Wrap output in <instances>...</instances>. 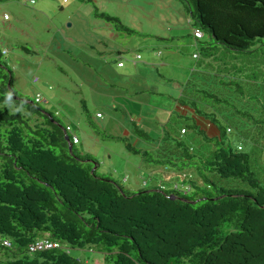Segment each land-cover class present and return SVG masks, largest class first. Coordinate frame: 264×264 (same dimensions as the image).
<instances>
[{"label": "trees", "instance_id": "obj_1", "mask_svg": "<svg viewBox=\"0 0 264 264\" xmlns=\"http://www.w3.org/2000/svg\"><path fill=\"white\" fill-rule=\"evenodd\" d=\"M185 2L202 30L196 29L216 43L251 54L257 40L264 47V0ZM95 15L116 31L136 33L116 16ZM10 73L0 52V236L11 243L0 245L6 255L0 264H91L71 252L85 247L101 254L102 264H264V119L218 106L217 97L214 110L195 106L194 114L216 134L208 136L187 119L163 128L153 148L175 151L167 155L178 172L163 189L126 193L91 171L89 154L76 152L73 143L69 149L66 126L52 111L16 97L7 85ZM87 122L94 127L88 116ZM130 123V133L152 139ZM188 130L193 142L184 138ZM105 136L120 139L131 152L148 153L124 136ZM44 238L60 247L28 251Z\"/></svg>", "mask_w": 264, "mask_h": 264}, {"label": "rangeland", "instance_id": "obj_2", "mask_svg": "<svg viewBox=\"0 0 264 264\" xmlns=\"http://www.w3.org/2000/svg\"><path fill=\"white\" fill-rule=\"evenodd\" d=\"M185 3V0H0L1 60L11 70L7 85L11 78V90L25 102H34L39 93L42 99L37 104L41 109L52 111L62 125L70 126L69 134L79 138L74 150L91 156V171L116 181L126 193L163 189L178 172L169 166L167 155L175 151L165 149L166 146L153 148L160 143L163 128L185 123L174 112L169 97L178 94L172 80L177 67L175 64L155 69L153 63L160 57L166 61L168 55L173 59L167 62L176 63L182 42H193L194 29H201L188 17ZM96 10L116 16L136 33L116 31L112 23L96 17ZM204 33L207 37V32ZM155 34L163 35L165 41ZM163 42L169 46H160ZM258 46L255 54L239 59L240 77L234 73L219 74L217 67L215 71L212 67L207 71L197 87L213 96L204 97L201 92L197 109L208 112L221 105L231 112L239 110L250 118L264 119V47ZM157 50L161 51L159 55ZM189 52L203 56L196 48H190ZM137 54L140 59H136ZM119 59L123 67L117 66ZM213 97L218 98V106ZM132 101L145 103L142 107L147 111L146 117L137 125L151 140L138 138L129 131L132 124L126 110ZM98 111L103 113L102 118H96ZM35 116H30L34 122ZM87 116L94 127L88 124ZM126 129L129 134H125ZM105 133L124 136L135 149L148 153L143 156L141 152H131L120 139L107 137ZM193 135L188 130L184 138L193 142ZM71 252L91 264H102V255L91 248ZM3 256L6 257L5 252L0 250V257Z\"/></svg>", "mask_w": 264, "mask_h": 264}, {"label": "crops", "instance_id": "obj_3", "mask_svg": "<svg viewBox=\"0 0 264 264\" xmlns=\"http://www.w3.org/2000/svg\"><path fill=\"white\" fill-rule=\"evenodd\" d=\"M108 34L112 35V33H108ZM155 36L158 37V39H160L161 41H165L164 40L165 37H163V35L155 34ZM192 37H193V42H189V41L182 42L181 45L183 49L177 53V56L174 61L176 63H168L167 61L171 62L170 58L173 59L172 55H168L166 56V61L162 57H160L159 61L156 63H153V65L156 64L155 69H158L159 67L162 68L168 65L172 67L173 65L176 64L177 69H176V72H174V74H176V77L174 79L172 78V80H174L176 83V92L178 94L175 97H173L172 95H169V97L172 98L173 100L174 112L181 119L195 121L197 124H200L206 130V133L208 136H213L214 134H216L215 127L211 123H209L207 119L203 117H199L194 114L195 113L194 107L198 103L197 99L200 98V95L202 93H204L203 90L197 87V82L198 81L200 82L202 79L205 78V76L207 75V71L211 69V67L213 69L217 67L216 72L222 75L232 74V70H234L233 66L234 65L237 66L238 62H240L239 59L243 55H247L251 53L235 51L233 49H229L223 46L222 44H218L213 40L212 36L208 33H207V37H205L204 32H202V36L200 38H195L194 36ZM260 43H261V40H257L256 44L253 45L252 48L254 47L257 48V46L260 45ZM160 46L165 47L169 45L168 43L163 42V45H160ZM219 46L221 47V49H219ZM190 48L192 49L196 48V50L199 49V51L203 53V56L200 57V54H197L196 52L190 53L189 52ZM116 51H117V56H120V51L118 50ZM160 52H161L160 50H157L156 54L159 55ZM220 52H224L223 53L224 55L221 54ZM137 55H136V59H140V55L138 58H137ZM216 57L218 59H216ZM227 59H228V63L227 62L225 63ZM234 61L236 62V64L233 63ZM117 62H122V66H118V63H117L118 67L124 66L122 60L119 59ZM227 67L229 68L226 70ZM158 75L160 77H164L161 73H158ZM140 91L142 92L143 90H140ZM185 97L186 98L188 97L191 99L189 101H186ZM143 104L145 103L132 101V106H129L126 110L127 114L130 117V121L135 123L136 125L137 123L142 122L143 118L146 117L145 114L147 111L143 109L142 107ZM147 105L149 104L147 103L146 106ZM138 107L140 109L137 112L136 109H138ZM133 112H135L136 114H133ZM97 113H101V111H98ZM97 113H95V116ZM102 116H103V113H101V117L96 116V118H102ZM161 125L163 124L161 123ZM125 134H129L128 129L125 130ZM125 136H128V135H125ZM129 136H131V134ZM101 260H102V257H101ZM85 262L89 263V260L87 261L86 259Z\"/></svg>", "mask_w": 264, "mask_h": 264}, {"label": "built area", "instance_id": "obj_4", "mask_svg": "<svg viewBox=\"0 0 264 264\" xmlns=\"http://www.w3.org/2000/svg\"><path fill=\"white\" fill-rule=\"evenodd\" d=\"M23 1H28V0H23ZM30 2H33V0H29ZM194 35L196 37H200L201 36V32L199 30H195L194 31ZM139 57V55H137V58ZM118 66H122V62H118ZM37 80V78H34L33 81L35 82ZM42 99L41 95L39 93H36L35 95V102L38 103L40 102ZM97 117H101V113H97L96 114ZM70 127L67 126L65 128V132H69ZM72 142L73 143H77L78 142V138L76 136L72 137ZM0 245L2 246H6V247H10L11 243L8 239L3 238L0 236ZM60 247V243L54 240H49L47 238L44 239H40L37 240L35 242H33L32 244L29 245V249L31 251V253H34V251H42V250H46V249H52V248H58Z\"/></svg>", "mask_w": 264, "mask_h": 264}, {"label": "clouds", "instance_id": "obj_5", "mask_svg": "<svg viewBox=\"0 0 264 264\" xmlns=\"http://www.w3.org/2000/svg\"><path fill=\"white\" fill-rule=\"evenodd\" d=\"M22 1H23V0H22ZM28 1H29V0H28ZM28 1H24V2H28ZM194 31H195V30H194ZM199 31H200V30H199ZM200 32H201V31H200ZM193 33H194V32H193ZM201 36H202V32H201ZM201 36H200V37H201ZM4 53H5V51L3 50V51H2V54H4ZM8 95H9V97H10L11 93H9ZM34 102H35V100H34ZM66 127H67V126H66ZM69 127H70V126H69ZM64 133H65V136L71 135V134H69V132H65V129H64ZM73 136H76V135L72 134V135H71V138L68 136V138H69V143H68V144H69L70 146H71V144L73 143V142H72V137H73ZM76 137H77V136H76ZM77 138H78V137H77ZM78 142H79V139H78ZM78 142H77V143H78ZM73 144H75V143H73Z\"/></svg>", "mask_w": 264, "mask_h": 264}, {"label": "water", "instance_id": "obj_6", "mask_svg": "<svg viewBox=\"0 0 264 264\" xmlns=\"http://www.w3.org/2000/svg\"><path fill=\"white\" fill-rule=\"evenodd\" d=\"M8 87L10 88V81L8 82ZM65 140L67 141V143H69V138L68 136H65ZM69 149L71 150V146L69 145ZM93 171V170H92Z\"/></svg>", "mask_w": 264, "mask_h": 264}, {"label": "bare ground", "instance_id": "obj_7", "mask_svg": "<svg viewBox=\"0 0 264 264\" xmlns=\"http://www.w3.org/2000/svg\"><path fill=\"white\" fill-rule=\"evenodd\" d=\"M9 240V239H8ZM10 241V240H9ZM4 247H6V246H4ZM28 251H30V249H28ZM31 252V251H30ZM34 252H37V251H34Z\"/></svg>", "mask_w": 264, "mask_h": 264}]
</instances>
